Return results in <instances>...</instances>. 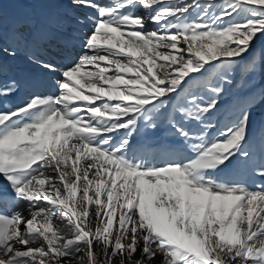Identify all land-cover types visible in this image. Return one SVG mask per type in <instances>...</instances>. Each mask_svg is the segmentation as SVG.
Returning a JSON list of instances; mask_svg holds the SVG:
<instances>
[{
  "label": "snow or ice",
  "instance_id": "6c2138e0",
  "mask_svg": "<svg viewBox=\"0 0 264 264\" xmlns=\"http://www.w3.org/2000/svg\"><path fill=\"white\" fill-rule=\"evenodd\" d=\"M66 6L95 13L69 17L87 25L78 57L51 32L0 25V77L23 54L52 90L8 106L20 81L0 78V264H264V183L240 179L264 180V125L257 161L255 103L238 101L221 123L233 80L214 73L247 63L264 0ZM142 122L168 127L191 155L138 152Z\"/></svg>",
  "mask_w": 264,
  "mask_h": 264
},
{
  "label": "bare ground",
  "instance_id": "6f19581e",
  "mask_svg": "<svg viewBox=\"0 0 264 264\" xmlns=\"http://www.w3.org/2000/svg\"><path fill=\"white\" fill-rule=\"evenodd\" d=\"M39 1L33 0L32 3L24 2L23 5L21 4V7H19L20 5L16 9L12 7V11L8 8L2 9V21H0V25H2L4 33L6 35L10 34L19 25H22L25 31L40 29L45 33L51 32L62 41L70 42L65 48L66 53L76 56L78 52H82L81 38L77 29L79 25L71 24L64 17L81 15V12L85 14L84 8L80 9L79 13L76 12L74 14L75 9L67 7L66 0ZM38 4L51 7L49 9H40ZM47 12H52L50 14L51 22H47L44 15ZM62 21L63 23H60ZM0 78L5 82L11 78H16L20 81L19 90L5 101V104L8 106L18 104L28 93L36 92V90H33L34 87L40 88L39 93L43 95L52 94L51 85L45 80L38 79L36 70L25 62L23 54L15 59L6 58L2 77ZM167 140L168 142H166ZM134 143L143 146L140 150L150 149L159 152L160 154L156 157L157 159L163 158L166 154L191 155L182 141L178 137H175L171 130L163 124L157 129L152 130L145 129L142 122L140 132L136 135ZM145 154L147 155V153ZM150 156L148 158L151 160L152 157ZM3 183L2 178H0V184Z\"/></svg>",
  "mask_w": 264,
  "mask_h": 264
},
{
  "label": "rangeland",
  "instance_id": "374dc122",
  "mask_svg": "<svg viewBox=\"0 0 264 264\" xmlns=\"http://www.w3.org/2000/svg\"><path fill=\"white\" fill-rule=\"evenodd\" d=\"M32 1L33 0H3L2 9L4 10L5 8H8L10 11H12L13 8L15 7L14 9H16L18 5L21 7V4L23 5L24 2L32 3ZM41 1L45 0H40L39 2ZM217 2H219V0H217ZM39 7L40 9H49L51 6L45 7L43 5H39ZM83 10L85 14L81 12V16L86 14L95 15L91 9L84 8ZM79 11L80 9H75L74 14H76V12L79 13ZM138 11H142V9H138ZM51 13L47 12L44 14L46 16L47 22L52 21L50 16ZM69 17L70 16H65L64 18L69 21ZM60 23H63V21ZM20 26L22 25H19V27ZM86 27L87 25L83 27L79 26L77 28L80 37L82 36L84 28ZM149 27H154V25L152 26V24L149 23ZM258 49H264V36H261L258 40H256L253 49L248 53V56L244 58L247 63L241 62L240 66L235 68V71H233L232 68L222 69L217 67L214 69V73L220 74H222L225 70L229 71L233 80V86L228 88L224 97L222 98L220 110L217 114L221 123L225 121L226 116L230 114L238 101L247 100L249 102L255 103V106L251 110V118L249 121V137L253 141L254 159L257 161H259L262 157V153L260 152L261 127L264 125V99L261 98L262 93H264V52L257 51ZM80 53L81 52H78L76 56L78 57ZM253 53H255V55H253ZM249 57H251V59H249ZM242 80L245 82V86L243 88L235 87V85L240 83ZM33 90L40 92V88L37 87H34ZM166 142H168V140ZM134 148L139 152L147 153L148 156L151 155L150 157H153V155L157 157L160 154L159 152L152 151L150 149L140 150V148H143V146L137 145L135 143ZM240 179L244 180L249 187H252L257 183H264V180H262L260 177L249 175L247 173H241ZM25 214L27 215V212Z\"/></svg>",
  "mask_w": 264,
  "mask_h": 264
}]
</instances>
